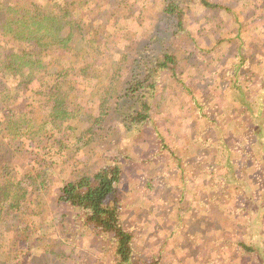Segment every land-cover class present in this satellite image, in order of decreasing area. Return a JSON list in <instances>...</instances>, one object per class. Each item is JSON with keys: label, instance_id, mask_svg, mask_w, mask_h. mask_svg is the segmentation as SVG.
I'll list each match as a JSON object with an SVG mask.
<instances>
[{"label": "rangeland", "instance_id": "obj_1", "mask_svg": "<svg viewBox=\"0 0 264 264\" xmlns=\"http://www.w3.org/2000/svg\"><path fill=\"white\" fill-rule=\"evenodd\" d=\"M23 1L52 12L50 0ZM67 1L87 26L67 55L48 56L62 62L59 69L71 80L77 126H89L98 114L100 77L120 67L121 78L123 64L137 53L161 55L169 48L175 65L160 72L143 127L129 135L120 119L109 118L103 140L96 136L91 147L65 157L62 169L60 163L51 168L46 197L54 204L46 223L11 237L12 251L0 258L5 264H115L113 242L101 232L77 230L75 212L56 205L55 193L61 181L95 171L123 150L122 177L108 200L120 207L138 255L158 264H264V0L191 3L181 31L163 11V0ZM4 20L1 13L0 24ZM86 64L88 77L82 73ZM40 72L36 81L49 85L53 69ZM21 99L11 94V108L0 107V117ZM42 140L36 154L14 156V165L27 166L28 157L38 171ZM26 250L41 253L30 261Z\"/></svg>", "mask_w": 264, "mask_h": 264}, {"label": "trees", "instance_id": "obj_2", "mask_svg": "<svg viewBox=\"0 0 264 264\" xmlns=\"http://www.w3.org/2000/svg\"><path fill=\"white\" fill-rule=\"evenodd\" d=\"M50 2L52 12L48 13L34 1L25 4L23 0H0V14L5 15V22L0 24V86H6L0 88V107L4 105L7 112L16 101L13 98L10 102L11 94L22 97L17 102L18 108L0 117V236L3 238L0 256L7 255V249L11 250V237L30 234L36 224L46 223L47 208L54 204L53 199L46 197L51 168L60 163L62 169L65 157L91 147L90 141L96 136L103 140V124L109 118L120 119L129 135L143 127L150 109L147 100L154 98L157 92L160 72L173 69L175 65V55L169 48L162 49L161 55L137 53L130 64H123L125 73L121 78L120 67L100 77L98 114L93 116L89 126H77L73 120L79 104L74 102L76 95L69 92L71 80L60 70L63 69L62 62L48 55L54 51L67 55L70 42L79 31L82 35L87 22L78 16L72 1ZM194 2L212 5L207 0H163V11L173 20L176 30L183 29L184 8ZM13 8L16 14L11 10ZM228 11L232 13L231 9ZM88 66L82 68L85 77L89 76ZM51 69L53 81L49 85L36 81L35 73L41 71L39 74H42ZM7 95L9 100L6 101ZM42 139H45V145L40 149L43 156L38 171H32L33 161L28 157L27 166L14 165V156L39 151L36 143ZM23 141L25 147L20 145ZM122 153L123 150L114 156L108 154V157L112 156L110 160L91 173L61 181L55 193V204L67 205L75 212L77 230L83 227L93 235L101 232L108 237L113 242L115 264H158L155 258L137 254L133 236L123 226L120 207L114 198L108 200L116 193L122 177L119 163ZM178 158L184 159L183 156ZM184 169L181 174L185 173ZM37 241L41 245L40 234ZM38 243L34 244L37 246ZM39 253L30 254L26 250L31 256L30 261L36 260ZM5 263L6 260L1 262Z\"/></svg>", "mask_w": 264, "mask_h": 264}]
</instances>
